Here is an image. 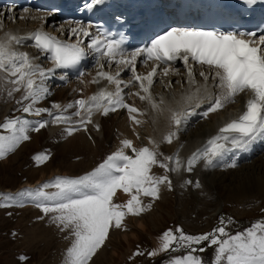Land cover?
<instances>
[{
  "label": "snow or ice",
  "instance_id": "snow-or-ice-1",
  "mask_svg": "<svg viewBox=\"0 0 264 264\" xmlns=\"http://www.w3.org/2000/svg\"><path fill=\"white\" fill-rule=\"evenodd\" d=\"M102 2L103 0H91L86 7L91 9ZM246 2L252 4L256 0H246ZM7 11L10 13L12 9ZM3 15L4 13H0V17ZM70 34L76 37L75 42L62 41L42 29H36L23 36L13 34L11 31L0 36V73H8L9 82L13 85L8 92L9 96L23 89L21 100L17 103L30 101L23 106V112L35 111L37 115L41 112H49L53 117L52 122H67L70 117L63 113L75 105L77 111L73 115L79 117L75 123L86 130V125L92 122L94 112L107 115L110 111L123 108L128 110L129 118L133 123L140 125L142 121L134 114L143 113L125 101L124 89L138 84L139 91L128 95L138 96L141 101L150 104L153 110H158L164 104V100L161 98L157 102L151 88L160 66L182 60L188 68L190 82L194 84L193 69L189 66V62L192 61L208 66L209 72L202 71L200 76L205 82L212 80V87L218 90L216 92L209 90L205 83L203 91L197 87L195 93L183 97L188 104L195 99L196 107L207 103V109L202 113L204 117L222 109L225 104L234 102L238 94L248 92L249 98L245 102L244 111L237 118L225 123L215 135L188 157L186 170L191 171L193 165L200 160L211 166L231 149L247 150L256 140L264 137V36H260L257 43L254 39L256 34L251 32L172 28L152 40L149 46L128 51L123 46L122 40L111 38L102 32L92 34L88 29L78 26L71 29ZM81 35L90 37L88 49L96 54L98 71L90 82L99 83L100 79H106L109 84L115 86V90L108 91L101 88L91 96L77 99L74 104L69 103L65 106L54 103L52 107L59 110V115L45 108L34 109L33 105L48 94L49 90L44 82L55 69L75 67L87 54ZM27 40H31L34 47L42 53L49 55L53 67L43 68L35 63V58L30 57L28 53L17 50L15 46ZM138 58H142L145 64L148 61L153 62L151 70L146 74L137 72ZM104 62L109 65L116 64L117 71L115 73L104 71ZM125 69H130L132 73V78L126 82L119 78ZM169 70L165 67L163 74L168 75ZM83 76L84 73L81 72L80 77ZM81 83L84 81L81 80ZM169 111L171 123L176 126V131H169L163 136V140L167 143L172 142L190 114L187 107ZM35 123L38 126L33 127V130L38 131L48 122ZM31 125L32 122L20 117H5L0 123V129L6 130L7 133H0V157L11 152L22 140L29 139L27 133ZM77 130V127L65 129L68 135ZM149 142L154 147L137 148L131 140L123 139L120 148L108 155L92 171L75 178L56 177L51 182V186L56 189L55 192L44 191L50 186L48 183L27 191V195L39 198L40 202L37 206L46 214L56 213L52 219L53 222L62 225L61 230L71 229L74 239L67 249L66 264H89L105 244L111 228H121L126 215H139L145 210L141 196L156 199L161 184L166 183L171 188L168 175L155 176L151 173V169L153 165L159 164L166 172L179 171L182 166L181 160L178 154L164 157V161L175 162V167H170L169 163L158 159L162 154L158 152L156 142L151 138ZM125 149H131L133 155L127 154ZM47 158L45 154L34 157L38 162H43ZM117 190L129 195L130 198L124 204L114 203ZM5 199L11 198L5 197ZM176 232L179 235L174 234L172 230L163 233L161 251L175 250L174 245L191 249L193 244L210 241L212 245H218L215 264H222L225 259L227 264H264V222L255 223L244 233L238 232L235 235L226 233L223 221L212 232L198 236L186 235L179 228ZM216 233H219V237ZM225 236L227 238H224ZM140 254L139 251L134 253V255ZM155 254V252L148 253L149 256ZM21 259L25 258L21 257ZM170 264H202V262L189 253L174 258Z\"/></svg>",
  "mask_w": 264,
  "mask_h": 264
},
{
  "label": "bare ground",
  "instance_id": "bare-ground-1",
  "mask_svg": "<svg viewBox=\"0 0 264 264\" xmlns=\"http://www.w3.org/2000/svg\"><path fill=\"white\" fill-rule=\"evenodd\" d=\"M24 23L25 22L21 19L0 20V24H2V27H0V36H3L9 31L16 35L22 33L25 31ZM38 26V23H27V27L29 29L36 28ZM67 29L68 32H71L72 28L67 27ZM15 47L18 51L26 52L30 57L35 58L34 62L39 64L41 67H52V61H47L43 57L42 53L34 47V45L22 43L20 45H16ZM104 65L108 66L109 64L104 62ZM165 67L170 69L168 75L166 76L162 74ZM139 69L141 74H146L151 70V66L142 65ZM192 69L195 78L194 84L190 82L188 68L183 62H170L169 64L160 67L154 77L155 82L151 88L152 95L157 102H159L161 98L164 100V104H162L158 110H153L150 104L146 101H141L138 96L128 95V93H135L139 91L138 84H133L124 91L127 99L126 102L134 105L143 113L134 114L142 121L140 125L133 123V121L129 118L127 109L121 108L114 112L110 111L107 115H103L101 113V117L99 112L98 114L92 116L91 138L86 137V135L80 130L74 131L71 135H68L64 127H60L57 124L51 125L50 127H53L52 129L60 127L55 131L59 143L51 142V146L53 145V149L56 150L55 144L59 146L84 145L87 149L86 153H88L89 157H94L98 154V152H100L99 158L100 163H102L107 154L110 155L120 148L121 140L129 139L137 148L142 146L152 148L154 146L149 142V138H151V140L156 142L158 152L162 154L158 156L159 160L164 161V157H171L174 156V154H178L182 163L179 171L169 172H166L164 168L159 166V164L153 165L151 172L154 170L155 173H157V176L168 175L171 180V188H169L166 183L160 185V191L162 193L160 201L162 203L166 202L168 197L172 196L173 193L175 195L174 200L178 206H186L188 204H190L188 206H191V204H193L197 207H205L206 205L211 204L213 209L210 214L216 215L224 210L226 203L239 204L241 201L244 202L245 200L255 202L254 198L264 199V137L256 140L247 150L231 149L221 158L233 157L240 150L238 161H243L240 166L229 168V165H226V163L222 162L221 159L215 161L211 166H205V162L200 160L193 165L191 171L186 170L188 157L197 148L205 144L211 136L215 135L220 126L240 115L247 100V97H244L242 93L238 94L235 97L234 102H229L225 104L222 109L209 113L208 117H204L202 113L206 111L208 106L207 103H202L199 107H196L195 99L188 104L184 101L183 97L185 95L195 93L197 87H200L201 91H203L205 83H207L209 90L213 92L218 90L212 87V80L205 82L204 78L200 76L202 71L205 73L209 72L208 67L206 69H202L194 66ZM116 71L117 69H115L112 73H115ZM122 73L123 71L121 74ZM54 78L55 73L53 72V74L45 80L44 83L49 92L33 105L34 109H47L49 96H53L56 99H62L67 105L69 103H73L72 99L74 97L80 95L82 98H85L86 94L92 90V87L90 84L86 83V81H84V83L80 82L81 84H76V82L70 81L67 85L59 87L57 85H53ZM82 78V80H84L85 75ZM119 78L123 80L126 77L120 76ZM128 78L129 77H127V79ZM86 80H88V77H86ZM12 87L13 85L9 82L8 73H0V123L4 121L5 117H20L21 119H26L32 122V125L27 133L29 141H27L28 139L22 140L20 144L24 142L23 144L26 146L35 147L41 137H47L46 132L49 133V130L43 127L36 131L33 130V127L38 126L35 123L37 121H48V112H41L39 115H37L35 111L29 113L23 112V106L30 103V101L17 103V101L21 100L23 89L13 92L12 95L9 96L8 92ZM181 107H187L190 113L194 112L195 115L192 119L198 120L192 123V126L190 127L189 124L191 123H187L191 120L189 114L187 120L180 126V129L177 131V134L173 138L172 142L167 143L163 140V136L169 131H176V126L171 123V112L169 110H178ZM73 109L77 111V107L75 105L72 108H68V110ZM187 127L190 128L188 129ZM183 130L184 132L182 133ZM0 133L7 134L4 129H0ZM46 142H48V140ZM257 150L259 151V155H257ZM126 153L133 155L131 149H126ZM248 155H251L252 158L247 160L248 162L244 161ZM253 155H256L257 157L254 158ZM235 157H237V154ZM76 160L77 157L74 161ZM164 162L169 163L170 167H175L174 161ZM92 164L93 163H88V158L86 157V161L83 164L75 165H78L80 172H83L88 170ZM253 164H257L260 168H254L252 166ZM222 165H226L224 170L216 167ZM241 175L243 178L238 182L239 185H234L233 182L236 177L240 179ZM186 181H190V183H186ZM35 189L37 188L34 185V182L23 183L22 188L20 189L21 191L17 189L12 192V196L18 203L27 205L26 203L39 200V198L34 195L29 196L26 194L28 190ZM22 192L25 193V195H19ZM117 193L118 198L121 199H119L120 203L122 204L130 198L129 195L124 193L122 190H117ZM222 194H225V196H222ZM244 195H247V197H244ZM149 198L144 196L141 197L143 201L148 200ZM150 200L156 202V206L158 208L160 202L157 203L154 198Z\"/></svg>",
  "mask_w": 264,
  "mask_h": 264
},
{
  "label": "rangeland",
  "instance_id": "rangeland-1",
  "mask_svg": "<svg viewBox=\"0 0 264 264\" xmlns=\"http://www.w3.org/2000/svg\"><path fill=\"white\" fill-rule=\"evenodd\" d=\"M46 136L41 137L35 147L26 146L22 142L16 150L9 152L5 157H0V264H66L67 249L74 239L71 229L61 230L62 225L53 222L52 218L56 213L46 214L38 206L33 208V206L11 205L6 202L8 199L5 197H10V190L14 189L13 192L20 190L22 186H18L23 181H34L38 178L44 179L42 185L50 184L44 191L55 192V187L51 186V182L54 181L52 173H80L76 176L79 177L82 174L78 165L75 164H83L87 157L88 163H93L91 165L93 166L100 159V152L94 157H89L84 145L55 144L56 150H54L53 145L50 144L52 139L48 138L47 132ZM53 138H56L55 133ZM38 154H45L48 158L37 163L34 157ZM76 157L77 160L74 161ZM252 166L260 168L257 164ZM47 175H52L51 179H45ZM242 178V175L240 179L236 177L233 184L239 185L238 182ZM16 187L18 188L15 189ZM174 196L172 193V196L168 197L164 203L156 198L157 203L160 202L158 208L156 202L150 200L152 197L144 196L149 198L145 200L146 202L142 200L145 210L139 215H126L121 228H111L107 239L109 244L106 240V246L103 245L104 248L97 251L89 264H170L174 258L183 257L189 253L198 257L202 264H215L217 247L208 248L202 253H199L198 249L172 253L160 250L161 238L165 231L172 230L174 234H179L176 232L177 228L182 229L183 232L205 230L215 217L210 214L213 209L211 204L205 207H197L193 204L178 206ZM12 199H14L13 196ZM254 200L255 202L247 206L249 200L241 201L239 204H225L224 209L229 217L234 216L236 212L246 221L236 233H244L252 227L250 225L264 222V199L254 198ZM118 202L119 199L114 203L119 204ZM226 225L229 226V223L226 222ZM243 226H247L246 229ZM229 227L226 226L225 229L228 228L231 231ZM138 251L141 254L134 255ZM149 252L156 254L149 256Z\"/></svg>",
  "mask_w": 264,
  "mask_h": 264
}]
</instances>
